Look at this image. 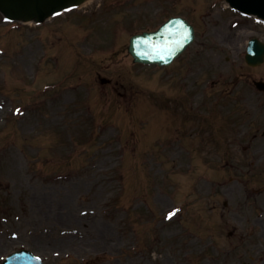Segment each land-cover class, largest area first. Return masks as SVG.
<instances>
[{"label":"rangeland","instance_id":"1","mask_svg":"<svg viewBox=\"0 0 264 264\" xmlns=\"http://www.w3.org/2000/svg\"><path fill=\"white\" fill-rule=\"evenodd\" d=\"M185 1L96 0L39 27L0 15V264L20 249L45 264H264V147L170 141L171 117L189 129L184 113L200 106L185 80L199 46L170 68L128 53L134 34L187 15L208 37L244 30L202 52L207 70L193 75L217 91L264 77L244 61L263 25ZM237 91L244 106L262 101Z\"/></svg>","mask_w":264,"mask_h":264},{"label":"water","instance_id":"2","mask_svg":"<svg viewBox=\"0 0 264 264\" xmlns=\"http://www.w3.org/2000/svg\"><path fill=\"white\" fill-rule=\"evenodd\" d=\"M87 0H0V11L12 20L19 21H30L35 20L37 22H44L46 18L52 15L57 9L79 5ZM234 6L241 8L246 12H255L264 17V0H229ZM167 37H161L165 41L163 52L158 51L157 54L167 55L168 61L165 59H153L150 60L148 57L149 51L147 48L158 47L157 36H148L146 38H138L132 40L130 48L131 53L135 56L136 61L143 62H158L161 64H169L175 56L181 53L186 46L191 43L193 34L191 28L190 33L187 30H183V26L177 20H172L168 24ZM137 42L133 44V42ZM142 48H145L144 55H141ZM263 60L262 54L256 55L253 60V64L261 63ZM18 264H27L25 259L21 262L17 261Z\"/></svg>","mask_w":264,"mask_h":264},{"label":"flooded vegetation","instance_id":"3","mask_svg":"<svg viewBox=\"0 0 264 264\" xmlns=\"http://www.w3.org/2000/svg\"><path fill=\"white\" fill-rule=\"evenodd\" d=\"M195 132L196 133H198V134H201L202 133V130L200 129V128H196L195 129ZM215 132H217V130H215ZM230 142V144H228V145H236L237 144V140H231V141H229ZM255 142H258V143H263V140H261V141H259V140H257V139H253L252 140V143H248V145L247 146H249V147H251V146H253V143H255ZM204 144V143H203ZM240 145V144H239Z\"/></svg>","mask_w":264,"mask_h":264},{"label":"snow or ice","instance_id":"4","mask_svg":"<svg viewBox=\"0 0 264 264\" xmlns=\"http://www.w3.org/2000/svg\"><path fill=\"white\" fill-rule=\"evenodd\" d=\"M174 213H170L169 215L171 216V215H173Z\"/></svg>","mask_w":264,"mask_h":264}]
</instances>
